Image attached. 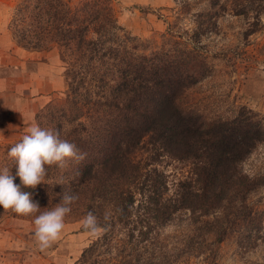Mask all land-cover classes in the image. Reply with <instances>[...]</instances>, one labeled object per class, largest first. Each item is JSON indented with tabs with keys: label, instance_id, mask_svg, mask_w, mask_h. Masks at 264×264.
<instances>
[{
	"label": "trees",
	"instance_id": "16d2710c",
	"mask_svg": "<svg viewBox=\"0 0 264 264\" xmlns=\"http://www.w3.org/2000/svg\"><path fill=\"white\" fill-rule=\"evenodd\" d=\"M262 3L236 0L232 9L251 19L248 35L262 28ZM226 10L221 0H210L194 15L189 43L168 28L161 45L150 47L119 23L110 0L17 5V44L29 51L57 48L66 68L64 101L43 107L37 123L58 129L86 153L64 168L46 166L44 184L23 190L34 193L41 211L53 209L64 192L76 194L65 220L93 211L106 227L75 264H178L192 257L223 264L219 246L235 228L245 254L264 240L263 212L249 201L264 178L243 169L264 141L262 120L245 106L224 118L189 104V91L211 71L201 41L218 31ZM145 148L150 160H137ZM160 158L189 167L172 194L154 164ZM0 161L15 176V162ZM171 228L179 230L170 234Z\"/></svg>",
	"mask_w": 264,
	"mask_h": 264
},
{
	"label": "rangeland",
	"instance_id": "374dc122",
	"mask_svg": "<svg viewBox=\"0 0 264 264\" xmlns=\"http://www.w3.org/2000/svg\"><path fill=\"white\" fill-rule=\"evenodd\" d=\"M83 1L70 0L73 7ZM110 1L125 30L154 47L161 45L168 28L175 39L189 43L194 15L208 9L210 0H187L182 7L175 0ZM221 1L227 10L218 18V31L204 38L199 48L207 56L211 71L189 91V104L210 117L224 118L234 116L245 106L256 112L264 125V12L262 28L248 35L251 19L233 13L236 0ZM19 2L0 0V160L10 159L8 149L21 140L28 127L38 124L36 115L40 110L49 103H62L68 92L66 68L57 48L29 51L17 44L15 12ZM151 155L145 148L136 159L149 161ZM155 163L167 176L172 194L178 181L188 175L189 167L166 158ZM243 169L264 178V141L244 162ZM249 201L263 212L264 233V186ZM34 218L0 208V264H75L97 237L82 229L83 219H69L58 241L41 251L33 236ZM178 230L171 228L170 234ZM238 230H232L219 246L220 261L257 264L264 257V240L245 254L239 246ZM178 264H207V260L192 257Z\"/></svg>",
	"mask_w": 264,
	"mask_h": 264
},
{
	"label": "clouds",
	"instance_id": "9594fccd",
	"mask_svg": "<svg viewBox=\"0 0 264 264\" xmlns=\"http://www.w3.org/2000/svg\"><path fill=\"white\" fill-rule=\"evenodd\" d=\"M7 155L15 162L16 172L13 176L8 168L0 170V208L20 216H34L33 236L36 246L44 251L61 237L65 218L78 196L64 192L61 202L53 209L41 211L39 201L33 199L34 193L23 189L35 190L44 184L46 166L64 168L70 161H83L86 153L81 152L75 143L62 138L58 129L32 124L21 140L8 149ZM16 177H19V184L15 183ZM109 218L106 212L104 220L107 222ZM81 226L91 235L106 230L93 211L87 213Z\"/></svg>",
	"mask_w": 264,
	"mask_h": 264
},
{
	"label": "crops",
	"instance_id": "0c3cea01",
	"mask_svg": "<svg viewBox=\"0 0 264 264\" xmlns=\"http://www.w3.org/2000/svg\"><path fill=\"white\" fill-rule=\"evenodd\" d=\"M24 52H27L28 53V51H26V50Z\"/></svg>",
	"mask_w": 264,
	"mask_h": 264
}]
</instances>
